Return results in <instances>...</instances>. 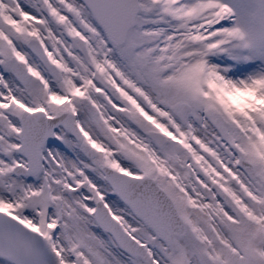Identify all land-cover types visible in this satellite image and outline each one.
<instances>
[{
	"label": "snow or ice",
	"instance_id": "snow-or-ice-1",
	"mask_svg": "<svg viewBox=\"0 0 264 264\" xmlns=\"http://www.w3.org/2000/svg\"><path fill=\"white\" fill-rule=\"evenodd\" d=\"M0 264H264V0H0Z\"/></svg>",
	"mask_w": 264,
	"mask_h": 264
}]
</instances>
